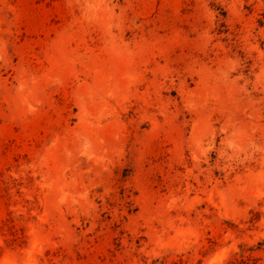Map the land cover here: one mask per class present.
I'll return each mask as SVG.
<instances>
[{"label":"rangeland","instance_id":"374dc122","mask_svg":"<svg viewBox=\"0 0 264 264\" xmlns=\"http://www.w3.org/2000/svg\"><path fill=\"white\" fill-rule=\"evenodd\" d=\"M0 264H264V0H0Z\"/></svg>","mask_w":264,"mask_h":264}]
</instances>
